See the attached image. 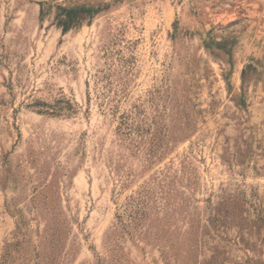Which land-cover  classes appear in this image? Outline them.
<instances>
[{"label":"rangeland","instance_id":"obj_1","mask_svg":"<svg viewBox=\"0 0 264 264\" xmlns=\"http://www.w3.org/2000/svg\"><path fill=\"white\" fill-rule=\"evenodd\" d=\"M0 264H264V0H0Z\"/></svg>","mask_w":264,"mask_h":264},{"label":"trees","instance_id":"obj_2","mask_svg":"<svg viewBox=\"0 0 264 264\" xmlns=\"http://www.w3.org/2000/svg\"><path fill=\"white\" fill-rule=\"evenodd\" d=\"M97 13V9L93 6L82 5L75 10L70 8L66 9L62 14L64 17H58V24L63 27L64 31H67L70 27L75 25L81 19L87 16L93 18Z\"/></svg>","mask_w":264,"mask_h":264}]
</instances>
